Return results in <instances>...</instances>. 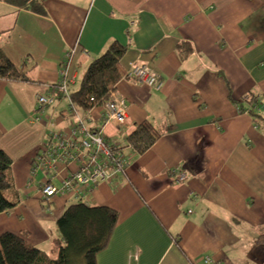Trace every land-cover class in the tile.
<instances>
[{
    "label": "crops",
    "instance_id": "obj_1",
    "mask_svg": "<svg viewBox=\"0 0 264 264\" xmlns=\"http://www.w3.org/2000/svg\"><path fill=\"white\" fill-rule=\"evenodd\" d=\"M7 1L0 0V53L27 83L0 82V151L12 160L8 200L16 202L0 215V235L24 232L28 245L51 254L55 222L78 200L41 199L46 175L29 172L45 133H68L79 116L54 94L35 123L34 97L59 83L66 54L71 92L115 43L124 49L122 72L145 65L162 87L115 85L127 107L123 127H102L100 107L87 113L86 129L120 149L127 166L82 203L117 214L95 264H264V0H44L42 15ZM181 44L190 48L184 58ZM246 97L255 98L251 107ZM141 123L158 138L134 156L126 138ZM75 168L57 170L63 178ZM170 170L186 182L174 184Z\"/></svg>",
    "mask_w": 264,
    "mask_h": 264
},
{
    "label": "trees",
    "instance_id": "obj_2",
    "mask_svg": "<svg viewBox=\"0 0 264 264\" xmlns=\"http://www.w3.org/2000/svg\"><path fill=\"white\" fill-rule=\"evenodd\" d=\"M43 1L8 0L7 2L33 14L42 15ZM177 49L180 58H184L190 52L187 44H181ZM123 53L124 49L113 43L101 56L88 64L77 90L68 92L70 108L79 110L84 115H87L95 107L101 109V104L108 100L109 91L114 89L123 75L119 65ZM0 82L27 83L21 72L1 53ZM50 88L48 94L50 93L55 101L54 94L60 95V93L56 91V86L52 85ZM252 102H255V98H250L246 104L251 107ZM246 111L251 113L250 110L242 111L241 109L238 112L243 114ZM157 138L158 134L149 124L141 123L126 138L127 147L130 148L134 156H139L147 151ZM117 151L120 153V149ZM11 167V158L0 151V215L12 210L16 203L13 201L14 199L8 200L3 194L13 185ZM116 219V212L109 208L88 207L80 202L72 204L55 222L58 238L52 241L49 256L28 245L25 242L26 233L23 232L19 235L3 233L0 235V264H95L96 256L106 247Z\"/></svg>",
    "mask_w": 264,
    "mask_h": 264
},
{
    "label": "built area",
    "instance_id": "obj_3",
    "mask_svg": "<svg viewBox=\"0 0 264 264\" xmlns=\"http://www.w3.org/2000/svg\"><path fill=\"white\" fill-rule=\"evenodd\" d=\"M69 57L70 54H66L62 59L58 71L59 83L56 86V91L68 103V86L75 80L74 74H68V68H66ZM120 81L144 86L155 91H159L162 87L158 76L147 66L140 64L129 65ZM245 99L246 101H243L245 103L250 100L249 97ZM34 100L35 107L31 119L38 123L39 119L36 116L53 105L54 97L50 93L37 94ZM126 108L125 101L115 93L114 89L110 90L108 100L101 104L102 127L109 124L123 127ZM86 116L84 118L76 117L75 125L68 133L51 130L46 132L43 144L34 158L29 173L31 179H34L38 172H43L46 175V180L39 185L37 190L41 199L47 200L59 195L63 198L73 197L78 202L85 203L88 191L122 175L127 168L125 162L118 155L117 149L105 142L100 131H88L84 127ZM69 164H75L76 168L60 178L57 167ZM167 174L176 185H182L187 180L186 175L177 170H170ZM55 182L58 184L55 185ZM209 263L208 259H204V264Z\"/></svg>",
    "mask_w": 264,
    "mask_h": 264
},
{
    "label": "rangeland",
    "instance_id": "obj_4",
    "mask_svg": "<svg viewBox=\"0 0 264 264\" xmlns=\"http://www.w3.org/2000/svg\"><path fill=\"white\" fill-rule=\"evenodd\" d=\"M66 68H68V66L66 67ZM67 71H68V74H74V72H71V71H69L68 69H67ZM124 73V72H123ZM74 76H75V74H74ZM53 86H57V85H53ZM49 89H51L50 88V86H49V88L47 89V90H49ZM120 97V96H119ZM121 98V97H120ZM243 101H246V99H243ZM9 110H11V109H9ZM76 110V109H75ZM4 111V110H3ZM3 113V112H2ZM2 113H0V114H2ZM4 114H6L5 112H4ZM8 114H12V116L14 115V112H12V113H8ZM76 114L79 116V117H83V113L81 112V111H79V110H76ZM3 115V114H2ZM68 118V117H67ZM41 121V120H40ZM39 121V122H40ZM34 161V160H33ZM32 164H33V162H32ZM30 173V172H29ZM40 174V173H39ZM38 178L40 179V178H42V175L40 174L39 176H38ZM13 181V180H12ZM13 186L14 185H12V187L11 188H13ZM9 189V190H6L3 194H4V196H5V198L7 197V199H9V198H11L13 195H12V189ZM11 196V197H10ZM9 197V198H8Z\"/></svg>",
    "mask_w": 264,
    "mask_h": 264
}]
</instances>
